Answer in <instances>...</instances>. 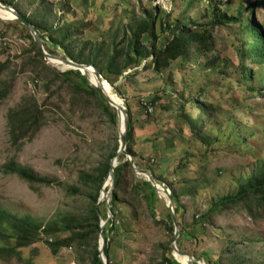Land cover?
<instances>
[{
    "label": "rangeland",
    "instance_id": "1",
    "mask_svg": "<svg viewBox=\"0 0 264 264\" xmlns=\"http://www.w3.org/2000/svg\"><path fill=\"white\" fill-rule=\"evenodd\" d=\"M45 1L56 16L50 22L56 27L65 22L73 28L82 25L81 41L88 50L102 49L104 61L112 52L113 43L120 45L123 38L122 62L127 58L125 46L131 32L148 17H155V44L161 49L172 34V27L188 20L207 22L217 5L215 12L223 21L215 30L216 49L221 53L215 68L181 71L178 65H172L155 74L149 64L151 58L147 57L150 42L143 35L142 56H131L137 63L128 65L118 77L108 76L104 86L131 111L134 149L142 157L135 158L137 168L153 173L167 188L172 185L189 212L202 215L218 198L233 195L264 164V65L252 67L251 79L241 78L238 51L246 37L238 23L228 21H244L251 3L257 0ZM38 2L41 1L31 5L25 1L24 10L30 13ZM262 2L252 15L264 32ZM49 48L62 53L50 44ZM29 50L28 41L0 23V64L7 65L0 76V89L6 83L12 85L0 102V209L18 217L31 216L46 226L56 217L80 213L88 207L91 189L85 186L84 178L112 154L117 132L101 118L98 109L78 106L70 86L58 89V82L47 88L45 79H34L33 72L24 69ZM200 88L206 93L201 101L202 112L192 109L189 102L190 95ZM156 96L159 100L154 102L152 113L146 114L142 100L151 103ZM30 99L43 111L41 129L17 147L8 135L7 114L13 108L28 105ZM194 119L197 126L191 131L189 124ZM199 120H203L200 125ZM10 163L53 183L32 188L17 176L4 174L3 167ZM127 177L131 179L130 174ZM109 185L107 180L105 187ZM74 187L79 192L68 195L67 189ZM101 204L102 212L109 217L100 221L105 229L113 215ZM126 205L119 201L116 206L119 235L109 244L110 259L119 264H160L159 246L168 241L164 228L155 224L143 207H138L133 216ZM158 212L161 218H167L165 211ZM190 220L186 217L187 223ZM211 221L188 230L193 238L183 243L184 253L193 264H205L204 256H223L231 243L238 244L240 253L248 259L264 264V216L251 217L243 210L233 209ZM54 240L40 235L33 245L18 250L17 255L1 256L0 264H86L75 247L52 255L47 243ZM13 247L12 237L0 242V248Z\"/></svg>",
    "mask_w": 264,
    "mask_h": 264
},
{
    "label": "trees",
    "instance_id": "2",
    "mask_svg": "<svg viewBox=\"0 0 264 264\" xmlns=\"http://www.w3.org/2000/svg\"><path fill=\"white\" fill-rule=\"evenodd\" d=\"M25 1H28L32 5L38 0H0L3 4L13 8L22 18L36 28L49 54L68 58L78 64L92 65L100 73L104 82H107L108 76L118 77L128 65L137 63V60H133L131 56H142V46L140 43L143 35H146L150 42L147 56L151 58L149 64L153 72L158 75L161 74L162 69H169L172 65H178L181 71H187L189 68H202L204 71H207L215 68V65L218 64V60H220L221 53L216 49L217 38L215 30L220 28L223 20L217 17L218 15L215 12L217 10V5H214L215 11L213 10L211 12L210 19L207 22L188 20L186 24L172 27V34L161 49L156 48L157 45L155 44L157 39L155 34V17H148L136 28V30L131 32L130 40L126 42L125 46L127 58L122 62L123 52L120 51V47L125 44L123 38L120 40V45L113 43L112 52L104 61L100 54L103 53L102 49L88 50V45L81 41L80 38L83 37L84 32V27H82V25L80 28H73L65 22V24L56 27L50 22L51 19L56 18V16L52 14L53 8L51 5L45 0H40L41 2H38L37 6L32 7L31 12L27 13L23 7L26 5ZM261 4H263L262 0L253 1L249 7L250 13L244 21H240V19L236 18H230L228 20L238 23L246 37V40L243 41L238 51L240 76L244 80L251 79L252 67L259 68L264 65V32L261 27L255 23L252 15L253 9ZM65 6L66 5H64L63 8H66ZM0 23L8 29L15 30L19 33L20 38L28 41L30 50L27 51L29 56L24 64V69L33 72L35 76L34 79H45L47 88L56 86L58 82V89L61 87L67 88V85L70 86V92L77 98L76 103L78 106L82 108L92 107L98 109L101 118L112 124L117 132V117L115 110L111 108L95 90L88 86L86 80L79 71L69 70L60 72L57 68L51 66L44 60L43 55L37 49L26 27L11 22L0 21ZM49 44L55 49H60L62 53L59 54L56 51L50 50ZM6 66L5 63L0 64V76L6 69ZM224 66H227L226 61H224ZM11 86L9 82L0 89V102L7 97ZM205 96L206 93L202 88L192 93L189 99L192 109L202 112L204 106L201 104V101ZM116 100L118 101V99ZM158 100L159 97L156 96L152 99L151 103L147 102L146 105L153 107L154 102ZM146 105L143 104L142 100L144 110H146ZM127 109L129 111V125L126 136V149L130 155L139 158V153L134 149V123L128 106ZM146 114L151 113L146 112ZM185 114L186 113H183V117ZM42 116L43 111L34 100H31L28 105L23 104L15 109H11L7 114V129L11 143L14 146L20 147L24 140L32 138L37 134L41 129ZM202 122L203 120H199V125L202 124ZM196 126L197 123L195 119L190 121L189 129L191 131H194ZM115 140V149L108 159L102 161V163L100 162L92 171L91 175L84 178L86 181L85 186L91 189L87 196L88 207L85 208L84 211L56 217L49 224L43 226L42 223L31 216L18 217L0 209V242H8L11 237L14 239L13 248H0V257L17 255L19 252L18 250L28 248L39 239L40 235H44L46 239H55L52 243L46 242L52 255H56L64 248L75 247L80 250L81 255L79 257L83 263L102 264L99 260L98 239L100 237V221L106 220L107 217L101 209L103 204L97 206V203L102 184L109 172L110 162L118 150L117 133ZM140 159L142 160V157H140ZM120 162L121 164L114 170V188L109 205L113 216L112 220L108 221L103 230V235L106 239L104 255L107 264H119L117 262H112L109 255V244L114 242L117 235H119L120 221L118 220L119 217L116 207L119 201L127 204L126 206L130 208V213L133 212V216L137 213L138 207H143L147 216L150 217L155 224L164 228L168 236V241L159 246L161 250L159 262L160 264H179L173 259L170 247L171 240L174 237V227L170 213L163 202L158 198L151 185L135 177L131 164L125 161L123 156L120 157ZM137 164L136 166L138 167ZM146 168L151 170L149 167ZM3 172L6 175L11 174L17 176L21 181L28 183L32 188L35 185L50 186L53 183L51 180L38 177L27 169L18 167L15 163L5 165L3 167ZM127 174L131 175V179H128ZM168 188L175 205L180 228V236L176 241V246L183 252V243L193 238L188 230L192 226L210 224L212 222L211 220L222 212L234 209L235 211L243 210L251 217L256 215L262 218V216H264V164L258 167L256 173L250 176L233 195H226L218 198L216 201L212 202L208 209L200 216L196 213L189 212L182 206L179 196L172 185H168ZM77 192H79V190L76 187L67 189L68 195H75ZM159 209L166 212V219L161 218L158 212ZM119 215H121V213H119ZM186 217H191L190 224L186 222ZM133 220H135V217H133ZM62 235H69V237L62 238ZM219 256H214L212 257L213 259L204 256L206 258L203 259L204 263L256 264V262L248 259L245 254L242 255L240 253L238 244L231 243L227 247L226 253L223 256ZM177 259L183 264L187 262L185 258Z\"/></svg>",
    "mask_w": 264,
    "mask_h": 264
},
{
    "label": "water",
    "instance_id": "3",
    "mask_svg": "<svg viewBox=\"0 0 264 264\" xmlns=\"http://www.w3.org/2000/svg\"><path fill=\"white\" fill-rule=\"evenodd\" d=\"M0 7L4 9L5 11H8L11 13V17H0V21L2 22H11L16 23L18 25L24 26L29 30V33L39 50V52L43 55L44 60L52 65L53 67L58 68L57 65L53 63V61H57L59 64L63 65L65 67V70L60 69L61 72L73 70V71H79L82 77L86 80L88 86L95 90L102 99L105 100V102L115 110L116 117H117V134H118V150L116 152V155L110 162V168L108 175L104 181L103 187L100 191L99 200L97 203V206H99L101 203H104L106 207V211L108 214H111L110 210V199L114 188V170L118 166V158L120 156H123L125 158V161H128L131 164L132 171L135 175V177L139 180H142L154 189L156 192L158 198L163 202L164 206L170 213L173 227H174V237L172 239V242L170 244L171 250H172V257L175 261H177L180 264H183L178 261L177 258H185L187 260L186 264H193L192 258L185 254L184 252H181L177 246L176 241L180 236V229L178 225V219L177 214L175 210V205L171 196V192L169 188L160 180L155 178L151 173L147 172L146 170L138 169L135 164V157L130 155L127 152V131H128V125H129V111L128 109L118 101H115L108 93L104 86V81L101 78L100 73L93 67L92 65H84V64H78L68 58H62L59 56L51 55L49 54L40 38V35L36 28L32 26L29 22H27L24 18H22L13 8L3 4L0 2ZM90 75V76H89ZM94 81V82H93ZM110 180L109 187H105V183L107 180ZM109 219V217H107ZM107 219V220H108ZM104 225H100V241H99V260L102 264H107V260L104 255V247L106 245V239L103 235Z\"/></svg>",
    "mask_w": 264,
    "mask_h": 264
},
{
    "label": "bare ground",
    "instance_id": "4",
    "mask_svg": "<svg viewBox=\"0 0 264 264\" xmlns=\"http://www.w3.org/2000/svg\"><path fill=\"white\" fill-rule=\"evenodd\" d=\"M10 14H11V13L5 11L4 9H2V8L0 7V17H2V18H5V17H11ZM53 63H54L55 65H57L60 69L65 70V67H64V66H59L55 61H53ZM89 76H90V75H89ZM93 82H94V81H93ZM106 90H107V89H106ZM107 91H108V90H107ZM108 93H109V95H110L115 101H117V100L115 99L114 95H113L111 92L108 91ZM108 181H110V180L108 179Z\"/></svg>",
    "mask_w": 264,
    "mask_h": 264
},
{
    "label": "built area",
    "instance_id": "5",
    "mask_svg": "<svg viewBox=\"0 0 264 264\" xmlns=\"http://www.w3.org/2000/svg\"><path fill=\"white\" fill-rule=\"evenodd\" d=\"M143 104L146 105V102L143 103ZM145 111L148 112V113H152V111H153V107H151L150 105H146V110H145ZM146 112H145V113H146Z\"/></svg>",
    "mask_w": 264,
    "mask_h": 264
},
{
    "label": "clouds",
    "instance_id": "6",
    "mask_svg": "<svg viewBox=\"0 0 264 264\" xmlns=\"http://www.w3.org/2000/svg\"><path fill=\"white\" fill-rule=\"evenodd\" d=\"M107 83V82H106Z\"/></svg>",
    "mask_w": 264,
    "mask_h": 264
}]
</instances>
